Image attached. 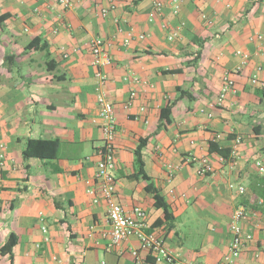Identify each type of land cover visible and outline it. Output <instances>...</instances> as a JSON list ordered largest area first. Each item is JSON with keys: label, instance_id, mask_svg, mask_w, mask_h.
Instances as JSON below:
<instances>
[{"label": "crops", "instance_id": "1", "mask_svg": "<svg viewBox=\"0 0 264 264\" xmlns=\"http://www.w3.org/2000/svg\"><path fill=\"white\" fill-rule=\"evenodd\" d=\"M71 1L66 9L56 0H0V248L13 233V264H133L138 241L109 246L106 205L86 192L96 188L102 145L90 54L91 40L100 37L112 60L101 70V90L116 120V202L142 209L169 250L198 264H223L230 218L242 207L240 224L252 239L233 264H264V202L254 193L264 176L256 167L264 169V0H184L177 14L171 0H162L159 14L154 0H113L104 17L106 0ZM241 53L248 61L235 74ZM226 74L237 92L220 102ZM178 88L191 99H178ZM171 102L163 127L160 111ZM235 136L242 142L233 158L209 151L211 142L231 151ZM31 139L57 142L55 155L24 159ZM140 140L144 172L169 207L170 227L135 175ZM191 156L206 157L213 171L199 175L198 164L186 162ZM139 253L147 264H166ZM9 261L0 254V264Z\"/></svg>", "mask_w": 264, "mask_h": 264}, {"label": "built area", "instance_id": "2", "mask_svg": "<svg viewBox=\"0 0 264 264\" xmlns=\"http://www.w3.org/2000/svg\"><path fill=\"white\" fill-rule=\"evenodd\" d=\"M107 6L101 8L100 15L106 16L109 11L115 8L113 0H106ZM184 0H171L173 13L177 14L181 3ZM56 2L63 8L70 9L73 6L71 0H56ZM162 0H154V10L159 14L162 10ZM201 19L207 24L211 25L212 20L206 14L201 15ZM152 20V16L149 21ZM131 33L127 35L126 43L131 39ZM177 33H172L168 40L172 41L177 37ZM143 38V36H140ZM257 36V39H260ZM91 64L95 68V77L98 80V87L96 88V104L98 106V118L101 122V139L102 145L96 149L97 163L94 175V182L96 188H88L87 193L92 196L93 202L98 203L100 200L106 205V215L109 224V231L107 233L108 245L111 247L120 246L124 241L134 238L138 241L137 249H130V255L133 259V264H147L140 256L139 251H145L155 263L166 264H198L192 262H183L166 246L162 236L150 230V226L146 220V213L138 208H132L130 211L124 210L115 200V180L113 172L116 167L114 158V140L116 130V120L114 114V107L112 103L106 98L101 90L106 77L102 73V68L112 64L111 57L107 51L105 42L100 37H95L90 42ZM67 56V55H66ZM248 55L241 53L240 63L235 68L234 73L237 74L246 65ZM129 81L132 84H139L140 80L135 76H130ZM256 79L252 83H256ZM237 92L234 80L229 74H226L222 79L221 88L219 91V101L225 99L228 94H235ZM136 96L135 91H131L130 99ZM142 110V109H141ZM217 138V136H216ZM242 142L241 136H235L234 147L230 152V157L233 158L237 154V146ZM3 145L0 144L2 150ZM3 154L0 153V158L3 159ZM187 163H197V173L199 175H206L213 171V168L206 157L196 159L189 157ZM256 167L260 172L264 169L259 162ZM171 168V167H170ZM230 189L235 188L233 184H229ZM238 192H243L242 186L236 187ZM246 219V212L244 208L239 207L234 210L230 218L229 230L231 233V240L228 244V251L224 255L223 264H233L234 261L241 255L246 244L252 239L250 233L243 231L241 222ZM42 233L46 234L47 229L41 228ZM45 242H49V237L44 238ZM100 264H105L101 262Z\"/></svg>", "mask_w": 264, "mask_h": 264}, {"label": "trees", "instance_id": "3", "mask_svg": "<svg viewBox=\"0 0 264 264\" xmlns=\"http://www.w3.org/2000/svg\"><path fill=\"white\" fill-rule=\"evenodd\" d=\"M39 42V40L34 39L29 43V48H31V44L33 42ZM37 49L44 51L45 47L44 45L38 46ZM180 70H168L164 73L174 74L178 73ZM178 92V99H191V97L187 94V92L182 91L180 88L177 89ZM174 102L168 103L166 107L161 109L160 111V123L163 127L167 126L171 122V110L174 106ZM146 144V140H140L138 145L136 146L133 154H134V161L137 166V172L136 176H140L145 182L146 186L145 189L148 193H151L154 199V205L156 208H160L163 211V222L166 223L169 227L172 224V215L169 210L168 205L164 201V199L159 195V191L153 186L150 178L145 174L144 172V163L142 160V149L144 148ZM58 144L54 141H47V140H28L26 142V145L22 151V156L24 159H28L31 157H36L39 159H44L48 157H52L55 155V151L57 150ZM48 150L49 153L47 152ZM209 151L215 152L219 154L223 159L229 160L230 159V150L223 149L217 146V144L211 142L209 144ZM52 155V156H51ZM258 185H259V191H254L255 195L264 202V176L260 177L258 179ZM17 243V238L15 234L11 233L6 242L3 244V246L0 248V254L1 255H8L9 256V263L13 264V257H12V249Z\"/></svg>", "mask_w": 264, "mask_h": 264}]
</instances>
